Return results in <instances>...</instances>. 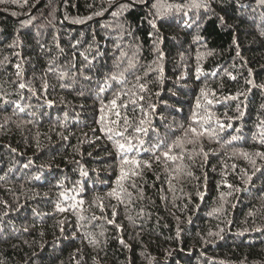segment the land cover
<instances>
[{
    "label": "trees",
    "instance_id": "trees-1",
    "mask_svg": "<svg viewBox=\"0 0 264 264\" xmlns=\"http://www.w3.org/2000/svg\"><path fill=\"white\" fill-rule=\"evenodd\" d=\"M169 4L183 8L161 7ZM129 60L135 63L125 73L130 83L109 80L111 88L99 92L106 76ZM136 76L147 86L143 93L135 89L151 121L146 141L182 136L193 112L214 115L208 132L185 144L183 161L156 163L142 153L152 167L134 177L136 188L123 182L131 197L121 203L108 195L119 190L120 161L98 121L103 115L111 126L115 110L101 113V103L135 85ZM127 114L143 118L139 107ZM261 121L259 0H4L0 264H264V159L255 155L264 152Z\"/></svg>",
    "mask_w": 264,
    "mask_h": 264
},
{
    "label": "snow or ice",
    "instance_id": "snow-or-ice-1",
    "mask_svg": "<svg viewBox=\"0 0 264 264\" xmlns=\"http://www.w3.org/2000/svg\"><path fill=\"white\" fill-rule=\"evenodd\" d=\"M4 0H0V3H3ZM13 3L16 2V0H12ZM135 2V0H133ZM146 2V0H145ZM260 3L264 4V0H259ZM129 5L122 4L120 5L121 9L127 8ZM154 8H157V15H163L164 13L160 11L159 7L154 4ZM161 7H164L166 9H172L176 8V10H182V5H162ZM194 8H200L204 7L207 8V4H200V3H194L192 5ZM15 14V13H13ZM101 12H97L96 15H101ZM117 13H113V15H116ZM92 17H87L86 19H91ZM223 18L221 17V20ZM80 23H83L84 21H77ZM30 23V21H25L24 24L27 25ZM155 27V24L152 25ZM122 56H125V53H121ZM161 53V58H162ZM119 69V64L116 66ZM135 67V63L132 60H129L128 67L123 69L122 71H118L116 73H113L109 76H106L105 83L100 86L99 92L103 93L106 91V89L111 88V85L108 84V81H114L121 85H126L130 83L125 76V73L128 72L130 69ZM17 68V76L21 75V66L19 64L16 65ZM49 72L55 71L52 67H49ZM83 71V70H81ZM199 71V69L197 70ZM67 75L66 72L60 73V79H63ZM85 79H90V77L85 76ZM136 84L132 85L131 88L124 89L121 88V90L116 91L114 93V99H112L109 102V105H104L103 102L101 103V113L104 112L105 107H110V109H114V116L115 119L109 120L108 124L111 126L105 125L104 122V116L101 115L98 123L101 125V132H103L107 138L112 142L114 149L116 150L117 156L120 161V175L117 178V185L118 189L114 188L108 195L110 197H114L117 200H119L121 203L124 202L123 197L127 195L128 197H131V193L127 192V189L123 186V182L128 181L131 183V187L136 188L137 185L135 183L134 177L141 175V169L142 167L151 168L152 163L150 161H144L140 157L142 153H149L152 157V160H154L156 163L164 162L165 164L168 163H175L177 160L183 161L184 159V146L185 144H194L196 142L195 138H199L205 135V133L208 132V128L205 127V124H207L209 121H211L212 116L214 114L209 113L207 116L198 118V114L196 112H193L192 114V123L187 127L183 128V125H181V128L183 129L182 136H178L175 139L171 140V142H167L166 137L162 138L157 134V138L155 142H148L143 137H146L149 132V127H145V125H151V121L147 119L148 113L145 112L143 105L138 104V101H143L144 96L139 95L137 91H135L136 88L139 89L140 93H143L146 91V84L140 83L141 77L136 76ZM251 83V82H250ZM61 87H66V85L61 84ZM20 89L28 88L29 91H32L31 87L27 85L26 83H20L19 84ZM47 91V88L45 86V92ZM201 94L205 97L207 100V96L209 95L208 92H205V90L201 89ZM212 95H215V92L213 91L211 93ZM125 98V99H122ZM231 99H236L237 97H230ZM228 99V98H226ZM117 100H121L120 104H117ZM48 103V106H52L51 101H46ZM208 104H211V100H207ZM131 105V108L129 107ZM137 107H139L140 112L143 114V118H139L138 122L134 121L132 117L128 116V111L135 112L137 110ZM196 107H200V101L197 100ZM121 109L124 110L123 115L121 113ZM23 111V108L20 109ZM154 110V109H153ZM237 110H239V106H237ZM244 115L243 112L240 113V116L242 117ZM199 124L200 128L198 130L197 127L194 125ZM224 125H221V128H223ZM228 127H231L229 124ZM258 128H260L259 136H260V143L264 144V121H261L260 124L257 125ZM152 131H156L154 128ZM211 134V133H209ZM191 135L193 139H187V137ZM238 137L233 136L232 140H236ZM231 141H229L230 143ZM148 144V147H145V145ZM179 149V153L174 154V150ZM201 152H203V149H200ZM205 156H207V153H204ZM245 157H248V153H243ZM257 157H260L264 159V152L257 151L255 153ZM189 158H191L189 156ZM253 164H255V161H251ZM125 165H132L134 166V170L132 172H127L125 170ZM27 167V165H25ZM173 171L178 172L180 171V167L177 166L173 169ZM256 171H260V169H256ZM83 175H87V173H82ZM190 174V173H189ZM0 179H3V177H0ZM250 179V178H249ZM61 196H64L65 193L61 192ZM80 204H83V201H79ZM101 211H104V205L103 202H100L99 205ZM56 208L60 212L66 211L64 207H62L60 204L56 205ZM113 216H115V212H113ZM83 219V217H80ZM93 219H96L95 216H93ZM109 223H113V221H108ZM121 243H124L123 240H121Z\"/></svg>",
    "mask_w": 264,
    "mask_h": 264
}]
</instances>
